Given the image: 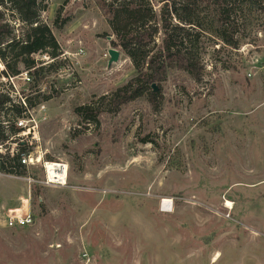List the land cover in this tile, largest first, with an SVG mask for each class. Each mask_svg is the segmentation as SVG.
Here are the masks:
<instances>
[{
  "label": "rangeland",
  "instance_id": "rangeland-1",
  "mask_svg": "<svg viewBox=\"0 0 264 264\" xmlns=\"http://www.w3.org/2000/svg\"><path fill=\"white\" fill-rule=\"evenodd\" d=\"M38 1L60 54L34 57L45 67L37 88L24 70L0 76V93L31 100L38 121L37 143L0 152L20 144L41 161L24 177L0 172V264H264V10L236 21L235 49L200 37V83L169 71L157 110L140 98L87 124L74 108L125 84L131 62L94 0ZM59 9L70 20L54 28ZM7 21L18 36L21 23ZM110 48L120 56L108 67ZM43 163L65 165V184L46 185ZM17 207L31 226H4Z\"/></svg>",
  "mask_w": 264,
  "mask_h": 264
},
{
  "label": "trees",
  "instance_id": "trees-1",
  "mask_svg": "<svg viewBox=\"0 0 264 264\" xmlns=\"http://www.w3.org/2000/svg\"><path fill=\"white\" fill-rule=\"evenodd\" d=\"M94 1L114 37L111 46L119 48L129 59L134 76L98 101L74 108L78 122L87 124H96L106 106L108 112L116 114L122 106L140 98H145L152 109L157 110L160 88L169 71H181L200 83L204 71L201 58L204 45H200V37L210 33L235 49L239 45L235 39L239 30L236 21L248 20L251 9L256 6L264 10V0H158L161 4L158 12L150 0ZM44 10L45 5L38 0H0L2 78L18 76L24 70L32 77V87L37 88L45 67L38 66L34 57L41 54L50 58L59 56V45L51 28L40 20ZM60 10L52 22L54 28H60L70 20L68 17L60 20ZM8 17L21 23L23 29L18 36L9 25ZM159 35L161 40L157 42ZM152 85L156 86L157 92L153 91ZM34 106L28 98H25L24 107L8 94L0 93L1 145L8 142L10 136L19 134L15 120L25 117L24 113ZM16 148L12 155L8 150L0 152V172L24 177L26 167L20 163L21 156H27L30 149L20 144Z\"/></svg>",
  "mask_w": 264,
  "mask_h": 264
},
{
  "label": "built area",
  "instance_id": "built-area-1",
  "mask_svg": "<svg viewBox=\"0 0 264 264\" xmlns=\"http://www.w3.org/2000/svg\"><path fill=\"white\" fill-rule=\"evenodd\" d=\"M79 51V50H78ZM83 54V52L80 50L78 52V55ZM25 80H29L28 78ZM22 105L25 107V102L22 101ZM43 109V107H42ZM41 109V110H42ZM34 110H28L26 111L25 117L15 120V127L16 129H19V134L15 136H10L9 140H16L20 139L21 137H24L26 139H29L28 143L29 145H32V143H37L38 139L36 137V129H38V121L32 114ZM27 142V141H26ZM2 145L0 144V148ZM13 153H11L12 155ZM20 163L24 165L25 167L34 166L35 164L41 163L40 158L32 159L31 156H21ZM43 169L45 171V184L46 185H57L62 186V184H65V181L67 179L66 173L67 169L65 171L64 167L65 165L57 164V163H43ZM50 166H55L53 169ZM67 168V167H66ZM55 174H49V171L55 172ZM163 201L160 203V207L163 209ZM33 223V216L28 210V208H11L8 209L6 212V215L3 219V224L5 227L9 229L14 228H26L31 226Z\"/></svg>",
  "mask_w": 264,
  "mask_h": 264
},
{
  "label": "water",
  "instance_id": "water-1",
  "mask_svg": "<svg viewBox=\"0 0 264 264\" xmlns=\"http://www.w3.org/2000/svg\"><path fill=\"white\" fill-rule=\"evenodd\" d=\"M109 41L111 40V38H107ZM107 54H108V61H107V66L110 67L111 65L115 64L118 62L119 60V52L115 49H108L107 51ZM152 88H153V91L155 92L156 91V87L155 85H152Z\"/></svg>",
  "mask_w": 264,
  "mask_h": 264
},
{
  "label": "bare ground",
  "instance_id": "bare-ground-1",
  "mask_svg": "<svg viewBox=\"0 0 264 264\" xmlns=\"http://www.w3.org/2000/svg\"><path fill=\"white\" fill-rule=\"evenodd\" d=\"M50 167H52L53 169H56V168H54L55 166H54V167H53V166H50ZM64 169H65V171H66L67 168L64 167ZM55 173H56V170H55V172H51V171H49V174H51V175H52V174H55ZM66 176H67V173H66ZM162 204H163V207H164V209H165L164 212H169V211H170V209H169V206H170V205H169V201L163 200V203H162ZM229 207H230V204H229V202L227 201L226 204H225V208H229ZM166 208H167V209H166Z\"/></svg>",
  "mask_w": 264,
  "mask_h": 264
}]
</instances>
